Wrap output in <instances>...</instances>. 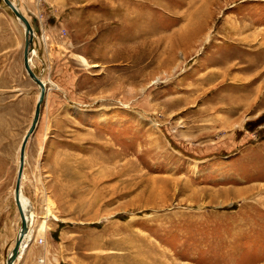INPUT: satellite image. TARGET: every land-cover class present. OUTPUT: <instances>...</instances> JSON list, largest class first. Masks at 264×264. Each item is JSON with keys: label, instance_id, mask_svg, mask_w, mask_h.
<instances>
[{"label": "rangeland", "instance_id": "obj_1", "mask_svg": "<svg viewBox=\"0 0 264 264\" xmlns=\"http://www.w3.org/2000/svg\"><path fill=\"white\" fill-rule=\"evenodd\" d=\"M9 1L35 37L58 38L24 146L33 218L20 251L57 264H264V0ZM0 36L21 49L2 0ZM38 92L32 81L30 114L16 92L15 123L0 125V264L20 226L16 151Z\"/></svg>", "mask_w": 264, "mask_h": 264}, {"label": "crops", "instance_id": "obj_2", "mask_svg": "<svg viewBox=\"0 0 264 264\" xmlns=\"http://www.w3.org/2000/svg\"><path fill=\"white\" fill-rule=\"evenodd\" d=\"M24 18L26 17L24 16ZM27 22L29 23V20H27ZM29 26L32 30L31 47L34 50V53L31 56L29 54L28 66L31 72L35 75V77L36 78L38 77V79L43 81L46 85L50 82L43 79L44 76L43 72L45 70V67H48V69H53L55 71L58 68V60L56 57L53 58V56H55L57 52L56 50L55 52L54 51L52 52V49L50 47L51 44L53 49L58 48V38L51 37L53 39H49V42H51L49 43L47 42V40L43 35L39 38L35 37L31 23H29ZM42 37H44L45 39L44 41L42 40ZM15 42H16L15 39L9 36H0V125L6 124L7 121L8 122L10 121V119L13 120L12 122L13 124L15 123L16 100L12 97L16 94V92H20L21 96L23 97V98L20 97L19 103L23 102L24 108L27 107L29 114L31 113L32 80L25 73V70L22 65L23 44L21 46V49L17 51ZM41 45H44L45 48H42ZM47 47L49 48V50H47ZM42 51L44 52V54H47L46 57L48 64L47 63L44 64V62L46 61L42 59L43 56V54L41 55ZM80 63L84 65L81 61ZM21 89L23 90L21 91ZM31 118L32 116H30V122H31ZM27 129L25 130V132L27 131ZM24 134L21 137L19 145L24 137ZM18 148L19 147H17V151H16V163H17ZM17 164H16V170H17ZM33 256L34 255L31 254V252H29L27 249L25 252H22L21 250L18 259L14 261L13 264L16 263L17 264H57L56 262L49 260H41V259L35 260L33 259L34 258Z\"/></svg>", "mask_w": 264, "mask_h": 264}, {"label": "water", "instance_id": "obj_3", "mask_svg": "<svg viewBox=\"0 0 264 264\" xmlns=\"http://www.w3.org/2000/svg\"><path fill=\"white\" fill-rule=\"evenodd\" d=\"M2 2L10 10V12L13 14V16L18 20V22L23 27L22 65H23V68H24L27 76L39 88V93H38L37 100L35 102V106H34L33 115L31 118L30 125H29L27 131L25 132L24 137H23V139L20 143V146H19V158H18V164H17V170H16L15 184H14V188H13V200H14L15 207L17 209L19 219H20V226H19L17 237L15 238L13 246L11 248V251L7 255V257L5 259V263H4V264H13V262L17 258L18 247L20 245L21 238L26 232V224H25V221L23 219V214H22V211L19 207L17 194H16L17 188H18V178H19V175H20L21 170H22V153H23L25 141L29 138V136L31 135V133L33 132V130L37 124V121L39 118L40 106H41V103H42L44 95H45V90H44L43 84L40 82V80L38 78L35 77V75L31 72V70L28 66V55L32 50V47H31L32 30L29 26V23L23 17V15L17 11V9L11 4V2L9 0H2Z\"/></svg>", "mask_w": 264, "mask_h": 264}, {"label": "bare ground", "instance_id": "obj_4", "mask_svg": "<svg viewBox=\"0 0 264 264\" xmlns=\"http://www.w3.org/2000/svg\"><path fill=\"white\" fill-rule=\"evenodd\" d=\"M16 9H17V11L19 12V13H21L20 12V10L18 9V7H16L13 3H11ZM23 17H24V15H23ZM26 19V18H25ZM28 20V19H27ZM34 37V36H33ZM32 53H34V50L32 49L31 50V52L29 53L30 54V56H31V54ZM28 60H29V55H28ZM82 60V63L83 64H85V65H87L86 64V62H85V60L82 58L81 59ZM38 78V77H37ZM40 82L43 84V87H44V90H45V92H46V87H45V85H44V82L43 81H41L40 80ZM39 93V92H38ZM38 97V96H37ZM37 100V99H36ZM28 140V139H27ZM27 140L25 141V144H26V142H27ZM25 144H24V146H25ZM18 158H19V154H18ZM24 161H25V157H24V148H23V153H22V170H21V173H20V175H19V178H18V188H17V199H18V204H19V207H20V209H21V211H22V214H23V219H24V221H25V224H26V232H25V234L22 236V238H21V242H20V245H19V247H18V253H17V258H16V260L18 259V257H19V255H20V249H21V246H22V243L24 242V240H25V238H26V235L28 234V231H29V228H30V225H31V220H32V218H33V213L25 206V204L22 202V192H21V179H22V176H23V163H24ZM18 234V233H17ZM16 237H17V235H16ZM15 260V261H16Z\"/></svg>", "mask_w": 264, "mask_h": 264}]
</instances>
